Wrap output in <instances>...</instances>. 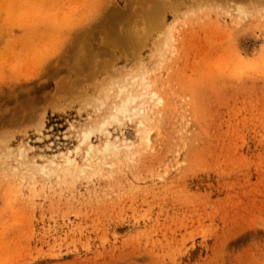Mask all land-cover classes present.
<instances>
[{"label": "rangeland", "instance_id": "374dc122", "mask_svg": "<svg viewBox=\"0 0 264 264\" xmlns=\"http://www.w3.org/2000/svg\"><path fill=\"white\" fill-rule=\"evenodd\" d=\"M133 77L151 148L30 176ZM0 264H264V0H0Z\"/></svg>", "mask_w": 264, "mask_h": 264}, {"label": "bare ground", "instance_id": "6f19581e", "mask_svg": "<svg viewBox=\"0 0 264 264\" xmlns=\"http://www.w3.org/2000/svg\"><path fill=\"white\" fill-rule=\"evenodd\" d=\"M239 18L247 17V10L243 6L236 9ZM156 27V26H155ZM127 32L126 38L131 39ZM125 39V37H124ZM133 87L140 88L139 92H132ZM116 103L113 105L110 114L103 117L96 124H87L76 133V146L67 151L62 156L61 163L49 160L46 165H36L32 163V172L30 176L40 175L50 177L51 175L59 178L60 175L85 174L88 171H99V167L104 165L103 160L109 156L115 155L120 148L125 149V157L133 155L137 149L136 144H128L125 141L120 143L110 139L109 127L119 128L126 122L135 121L137 126L138 147L151 148L150 132L145 128L149 114H153V109L162 105V98L154 91H149L147 87L143 88L142 80L136 77L131 79V84L122 83L116 91ZM97 111L103 106V100H97ZM96 134L100 135L97 146L91 143V139ZM133 149V151H132ZM137 151V150H136ZM20 157L23 156V150L19 148ZM61 155V154H60ZM82 157L84 166L79 167L76 157ZM29 174V172H28Z\"/></svg>", "mask_w": 264, "mask_h": 264}]
</instances>
